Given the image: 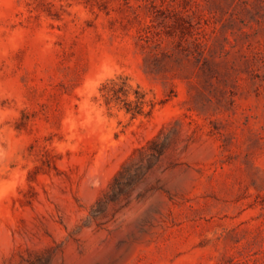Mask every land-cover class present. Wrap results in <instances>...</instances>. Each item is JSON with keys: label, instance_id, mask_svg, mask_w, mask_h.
<instances>
[{"label": "rangeland", "instance_id": "obj_1", "mask_svg": "<svg viewBox=\"0 0 264 264\" xmlns=\"http://www.w3.org/2000/svg\"><path fill=\"white\" fill-rule=\"evenodd\" d=\"M0 264H264V0H0Z\"/></svg>", "mask_w": 264, "mask_h": 264}, {"label": "trees", "instance_id": "obj_2", "mask_svg": "<svg viewBox=\"0 0 264 264\" xmlns=\"http://www.w3.org/2000/svg\"><path fill=\"white\" fill-rule=\"evenodd\" d=\"M101 98L108 106H117L132 118L150 116L158 105L169 99L149 98L148 92L139 84L134 85L128 74L121 73L102 82L99 87ZM123 172H120V175ZM119 179V176L116 180Z\"/></svg>", "mask_w": 264, "mask_h": 264}]
</instances>
